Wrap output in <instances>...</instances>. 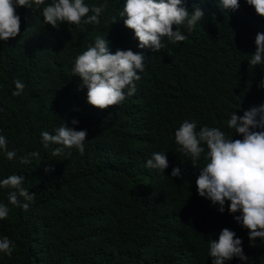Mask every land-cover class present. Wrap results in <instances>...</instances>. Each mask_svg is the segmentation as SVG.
Segmentation results:
<instances>
[{"label":"trees","instance_id":"trees-1","mask_svg":"<svg viewBox=\"0 0 264 264\" xmlns=\"http://www.w3.org/2000/svg\"><path fill=\"white\" fill-rule=\"evenodd\" d=\"M51 2L38 10L18 6L20 34L0 40V135L16 152L8 160L0 150V180L21 175L22 186L34 194L25 211L23 197L11 204L14 189L0 187V203L9 208L0 238L14 245L11 257L0 252V264H212L209 241L224 228L242 239L249 258L226 264H264V239L252 246L249 230L234 219L240 213L228 211L230 201L220 212L198 193L207 146L202 144L205 152L194 167L175 141L184 120L196 123L197 131L207 125L226 138H243L227 120L264 104V88L258 87L264 65L248 61L264 17L246 0L235 10L222 9L220 0H183L190 14L201 8L204 17L190 33L179 26L185 41L165 37L163 49L154 52L139 47L120 17L126 0H84L104 6L100 23L85 17L80 25L62 22L58 28L44 24L42 9ZM97 36L109 41L112 53H141L145 64L135 94L104 110L87 102V88H79L82 81L72 71ZM17 79L25 87L14 96ZM66 123L87 130L84 153L71 148L53 157L61 145L45 148L41 132L55 134ZM31 152L39 155L22 164L20 157ZM154 152L168 158L164 173L146 167ZM174 167L182 176H171Z\"/></svg>","mask_w":264,"mask_h":264},{"label":"clouds","instance_id":"clouds-1","mask_svg":"<svg viewBox=\"0 0 264 264\" xmlns=\"http://www.w3.org/2000/svg\"><path fill=\"white\" fill-rule=\"evenodd\" d=\"M254 7L256 14L264 17V0H246ZM45 0H0V40L7 41L17 37L21 32V17L16 8L27 7L38 10ZM183 0H126L120 17H126L124 24L134 31L139 47L149 48L154 52L163 49L162 39L173 43L187 39L180 27L183 25L190 33L201 21L205 13L201 8L193 12L182 6ZM222 9H238L239 0H220ZM103 5L89 6L84 0H52L42 9L44 24L59 27L62 22L80 25L87 17L86 23L99 24V16ZM92 12V15H88ZM114 20L113 22H115ZM174 26L175 27L174 29ZM256 51L248 60L249 65H264V32H258L255 37ZM144 57L131 49L109 51V41L97 36L94 46H90L75 58L74 76L80 77L79 88H87V102L101 110L116 106L136 92L134 81L141 79L139 72L145 68ZM25 85L17 79L14 96H19ZM264 88V80L258 85ZM3 109H0L2 111ZM259 117V119H257ZM77 119L72 124H78ZM229 128L242 135V139L226 138L225 133L217 127L207 125L197 131V125L184 120L175 131V141L180 146V152L191 157V164L198 167V160L205 152L209 161L203 168L196 185L201 197L209 199L213 205H219V211H225L226 201H230L228 211L240 213L234 219L248 229L252 246L257 238L264 239V104L254 106L244 111L242 116L233 112L227 120ZM261 129V130H254ZM88 136L87 130H76L68 127L67 123L55 130V134L42 131L41 137L45 148L49 144L61 145L52 153L53 157L64 154L65 149L77 148L84 153V141ZM0 150H3L8 160L16 158V152L8 150L6 137L0 135ZM38 152L28 153L20 157L22 164L31 162ZM70 155V153H69ZM169 166L166 154L154 152L146 161V167L157 169L164 173ZM46 168L45 171H50ZM172 177L182 176L180 167H174ZM24 177L12 174L0 180V187L11 188L8 201L11 204H21L19 197L24 198L22 208H29L28 201L34 200V194L24 188ZM9 214L7 204L0 203V220ZM14 250L13 242L4 236L0 238V252L11 257ZM209 256L212 264H226L234 257L248 261L242 246V239L229 228H224L218 240L209 241Z\"/></svg>","mask_w":264,"mask_h":264}]
</instances>
